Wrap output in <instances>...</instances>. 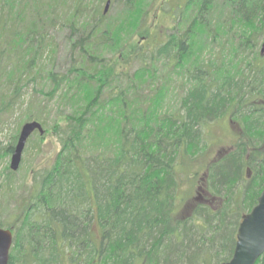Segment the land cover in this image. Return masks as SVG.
<instances>
[{
	"label": "trees",
	"instance_id": "1",
	"mask_svg": "<svg viewBox=\"0 0 264 264\" xmlns=\"http://www.w3.org/2000/svg\"><path fill=\"white\" fill-rule=\"evenodd\" d=\"M108 2L109 10H118L114 18L105 13ZM154 4L158 0H0V117L39 79L69 109L52 129L40 113L29 117L27 123L39 122L44 135L57 137L60 151L34 172L22 199L12 191L16 173L6 168L10 199H2L8 212L0 229L14 235L9 264L232 259L242 219L264 189V0H167L159 7L173 16L165 39L148 33ZM55 30L68 31L73 61L62 76L43 67V57L57 54ZM136 35L146 44L132 45ZM122 44L128 45L122 63L128 70L140 64L135 72L118 70L119 59L102 54ZM174 88L177 106H165ZM222 121L232 143L214 155L209 129ZM18 138L0 148V161L12 156ZM202 171L209 199L181 203L180 186L194 185ZM256 264H264V255Z\"/></svg>",
	"mask_w": 264,
	"mask_h": 264
},
{
	"label": "rangeland",
	"instance_id": "2",
	"mask_svg": "<svg viewBox=\"0 0 264 264\" xmlns=\"http://www.w3.org/2000/svg\"><path fill=\"white\" fill-rule=\"evenodd\" d=\"M166 1L167 0H158V5H148L151 6V8H149L150 14L147 19V26L149 27L148 33H152L151 35H160V37H162L163 39H165L167 35L170 34V29L173 24V16L171 14V10H166L165 12H163L162 10V13L159 11V7L166 4ZM103 6L105 7V5ZM142 7L145 8L144 6ZM170 8L167 7V9ZM117 11V8H110L108 16L114 18ZM166 12H168V15H166ZM181 26L185 27L186 25L185 23H182ZM67 32V30H55L52 33L51 38L53 40V47L57 51V54L55 55V58L52 59L43 57V67L45 69H48V72H54L55 74H59V76L67 74L68 70L72 67L73 62L70 57V43L68 41L69 35ZM126 33H128L127 27L123 32L122 41L128 37ZM145 40L146 38H143V36L136 35L132 38L131 44L134 46L136 45V47L141 45L143 46L146 44ZM263 44L264 37H262L260 49ZM122 45L124 48H117V50L113 52L114 54H111L109 50H104L102 54L105 59L110 61H114L115 58H118L119 60L117 61L119 62L117 63L118 65L116 67L118 70H123L124 68L125 71H129L131 73L135 72L137 69H139L140 64L135 63L132 67H129L128 70V67H126L122 62L128 54L127 49L129 43L128 45ZM210 53V55L214 59V56L217 55L218 52L212 51ZM157 67L159 69V77L161 78V82L169 80L168 69L166 68L165 64L161 62L157 65ZM176 81H178V79H175L174 81V85L177 86V83H175ZM37 90H42V94H36L35 91ZM50 90L51 86L49 82H44V84H42L41 79H39L37 83H28V87L23 91L24 95L20 99L19 105L16 106L15 109L12 110V112L3 114L0 117V148L7 147L8 145H10V143L13 142L16 137L20 135L22 127L28 122L29 117L32 115H37L40 113L43 117L44 122H46L45 128L47 129H52L55 123L64 122L65 119L64 117H62V115L63 113L67 114L69 109H65V107H62L60 105V99L58 98V95L50 97ZM176 95L177 90L176 88H174L172 94L168 96L167 100H165V106L176 107V103L178 102V100H175V98L177 99ZM229 127L230 126L228 123L222 121L218 123L216 122L209 129L212 133V142L214 143V145H216V148L214 147L213 149L214 155H216L222 148H228L231 145L233 135L232 132H230L231 128ZM59 151L60 145L57 137L51 132L48 133L47 136L44 135L43 137H41L38 132L34 133V135L29 139L24 150L20 169L17 172H14L16 173V175L13 178L14 186L12 187V191L17 192L16 199H22L21 195L25 196L29 193L27 189H31L33 176L35 174L34 172L44 170L45 168L49 167ZM11 159L12 156L9 158H3L0 161V217L3 216L5 218L7 217L6 213L8 212V210L6 203H4L2 199H7L9 197V195L6 196L7 189L5 186V182L7 177L6 168H10ZM196 169L197 168H195V170ZM204 172L202 171V176L199 178V180H195V182L193 183L194 185H192L191 183L192 180H186L185 183L180 186L178 199L179 201H181V203L186 202L188 199H191L193 205L197 203L207 202L209 196L207 195V187L203 181L206 174V172ZM23 187V191H20L19 189ZM9 194L11 195V193ZM12 203L15 205L17 202ZM182 206L183 204H181L180 207ZM10 207L12 209L15 208V206ZM2 209H4V213H2Z\"/></svg>",
	"mask_w": 264,
	"mask_h": 264
},
{
	"label": "water",
	"instance_id": "3",
	"mask_svg": "<svg viewBox=\"0 0 264 264\" xmlns=\"http://www.w3.org/2000/svg\"><path fill=\"white\" fill-rule=\"evenodd\" d=\"M110 2L107 3L105 13L108 12ZM264 55V44L261 46ZM38 132L45 134L39 122L26 123L20 132L18 143L12 154L10 169L17 172L20 169L22 157L29 139ZM237 234L234 255L229 262L223 264H256L264 255V189L254 209L242 219ZM14 243L11 230L0 229V264H9L10 253Z\"/></svg>",
	"mask_w": 264,
	"mask_h": 264
}]
</instances>
